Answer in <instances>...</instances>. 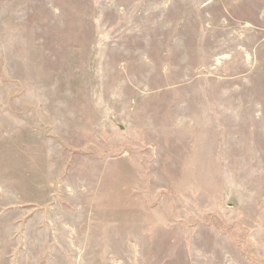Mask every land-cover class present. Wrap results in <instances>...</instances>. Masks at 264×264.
I'll return each mask as SVG.
<instances>
[{
    "label": "rangeland",
    "instance_id": "obj_1",
    "mask_svg": "<svg viewBox=\"0 0 264 264\" xmlns=\"http://www.w3.org/2000/svg\"><path fill=\"white\" fill-rule=\"evenodd\" d=\"M0 264H264V0H0Z\"/></svg>",
    "mask_w": 264,
    "mask_h": 264
}]
</instances>
